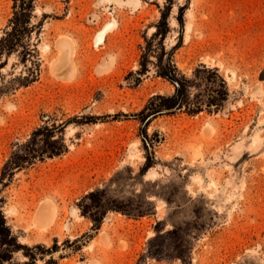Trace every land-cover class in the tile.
<instances>
[{"label":"rangeland","instance_id":"obj_1","mask_svg":"<svg viewBox=\"0 0 264 264\" xmlns=\"http://www.w3.org/2000/svg\"><path fill=\"white\" fill-rule=\"evenodd\" d=\"M12 6L0 0V35ZM33 6L28 43L38 74L0 99V176L41 126L63 127L66 152L0 184V209L26 248L10 264H264V0ZM162 14L163 33L152 40ZM149 41L181 75L197 78L192 94L216 88L207 73L214 71L227 93L221 108L163 111L142 122L152 97L174 92L156 74L157 54L135 75ZM58 44L71 50L70 77L61 80L50 71ZM24 73L14 54L0 85ZM97 200L98 225L89 216ZM48 202L53 218L42 231L34 217Z\"/></svg>","mask_w":264,"mask_h":264},{"label":"trees","instance_id":"obj_2","mask_svg":"<svg viewBox=\"0 0 264 264\" xmlns=\"http://www.w3.org/2000/svg\"><path fill=\"white\" fill-rule=\"evenodd\" d=\"M12 1V16L8 20L6 29L0 35V70L8 65V59L12 55H17L19 62L25 68V73L15 77L7 85H0V99L8 93L16 85L19 87L28 86L34 82L38 68L34 56V48H31L28 41L31 32L36 26L31 24L32 13L35 0H11ZM164 15H161L156 31L152 40L161 36L163 32L159 27L164 24ZM157 46V47H156ZM152 45V41L146 42L141 56L140 69L135 75L145 74L147 64L150 62V55L157 54L158 44ZM164 54V53H163ZM164 55L157 54L156 56V74L160 78L166 80L174 87V92L170 96H154L150 99L148 105L139 113L141 121H145L150 116H156L163 111L183 110L188 115H194L202 112L205 105L207 112H215L219 110L227 97L223 81L215 74L214 71L208 70L217 82L216 88L211 87L207 92V97L200 94H192V89H197L198 84L194 80L185 78L173 65L170 58L163 60ZM27 63L29 66L27 67ZM138 79V78H137ZM214 106V108H210ZM63 127L61 125L41 126L31 133L28 141L22 145L20 152L11 154L2 168L0 176V184L4 185L10 182L15 172L31 166L35 161H41L44 158L58 157L66 152V146L63 140ZM149 164L145 168H149ZM5 186V185H4ZM100 194L99 191L91 192L87 197L94 198ZM98 201V200H97ZM95 201L93 204L94 212L89 214L94 224H100L102 220L103 206L100 201ZM2 201L0 200V206ZM120 211V210H116ZM85 213V212H83ZM26 249L21 246L17 238L12 234L11 229L7 226L5 217L0 209V264H10L13 255L20 250ZM30 261L34 260L33 255H27Z\"/></svg>","mask_w":264,"mask_h":264},{"label":"bare ground","instance_id":"obj_3","mask_svg":"<svg viewBox=\"0 0 264 264\" xmlns=\"http://www.w3.org/2000/svg\"><path fill=\"white\" fill-rule=\"evenodd\" d=\"M113 28V23L106 24L96 35L95 42H102L105 35ZM57 50L59 51V56L51 62V74L56 77L57 79H64L69 78L70 76V68H71V50L69 47H67L66 44H58ZM48 204L42 205L38 211H36L34 224L35 226L40 230H45L48 226V224L51 222L52 212L54 211V207L52 206V209ZM52 205V204H51ZM35 211V210H34ZM49 227V226H48Z\"/></svg>","mask_w":264,"mask_h":264}]
</instances>
